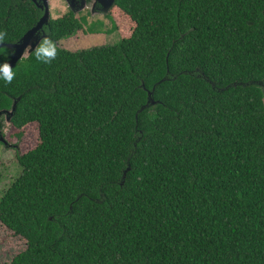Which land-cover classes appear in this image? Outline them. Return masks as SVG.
Here are the masks:
<instances>
[{
  "label": "trees",
  "instance_id": "1",
  "mask_svg": "<svg viewBox=\"0 0 264 264\" xmlns=\"http://www.w3.org/2000/svg\"><path fill=\"white\" fill-rule=\"evenodd\" d=\"M41 15L0 0V44ZM111 21L118 43L73 52L82 23L51 19L55 58L42 39L0 78V115L38 130L0 192L10 264H264V0H115Z\"/></svg>",
  "mask_w": 264,
  "mask_h": 264
},
{
  "label": "rangeland",
  "instance_id": "2",
  "mask_svg": "<svg viewBox=\"0 0 264 264\" xmlns=\"http://www.w3.org/2000/svg\"><path fill=\"white\" fill-rule=\"evenodd\" d=\"M50 19H56L64 12V4L60 0H49ZM90 23V21H89ZM94 25V24H90ZM121 27L124 35H129L132 24ZM109 28V30H108ZM82 31L73 33L71 36L60 41L61 46L70 51H80L94 47L113 45L119 42L117 33L112 31L110 24H105L101 28H86ZM8 113L0 115L2 132H0V170L3 179L0 184L2 192L11 180L16 177L18 167L16 155H22L38 144V130L36 124L25 126L21 131V136L17 137L18 130L14 129L9 123ZM25 249V241L15 236L10 230L0 223V264H10L15 255Z\"/></svg>",
  "mask_w": 264,
  "mask_h": 264
},
{
  "label": "flooded vegetation",
  "instance_id": "3",
  "mask_svg": "<svg viewBox=\"0 0 264 264\" xmlns=\"http://www.w3.org/2000/svg\"><path fill=\"white\" fill-rule=\"evenodd\" d=\"M60 1H62V3L64 4V12L61 14L60 17L71 14L73 15L74 18L78 19L83 26H86L87 29L89 27L101 28L104 27L106 23L110 25L112 23L111 16H112L113 5L111 7L107 6L110 0H60ZM37 4L38 5L41 4L39 0H37ZM37 8L42 12L43 15V10L39 7ZM90 24H94V25H90ZM114 32L117 33V31ZM43 34H45V32L42 29L41 35ZM6 54L7 55H5V62L9 58H11L13 52H7ZM2 129L3 128L1 126L0 132H2Z\"/></svg>",
  "mask_w": 264,
  "mask_h": 264
},
{
  "label": "water",
  "instance_id": "4",
  "mask_svg": "<svg viewBox=\"0 0 264 264\" xmlns=\"http://www.w3.org/2000/svg\"><path fill=\"white\" fill-rule=\"evenodd\" d=\"M37 7L43 10V15L40 17L36 25L27 31L18 42L14 44H0V50L6 49L8 52H13L11 58H9L6 62L11 66V69L22 59L27 58L39 45L42 39L46 38L45 34L41 35L43 27L47 26L50 20L49 13V0H39L41 4H37V0H30ZM115 0H110L108 3V7L114 5ZM3 63V64H4ZM2 64V65H3ZM1 65V66H2ZM15 103L12 106L10 111H4V113H8L10 116L14 111ZM3 113V112H2ZM1 114V113H0ZM10 118V117H8Z\"/></svg>",
  "mask_w": 264,
  "mask_h": 264
},
{
  "label": "clouds",
  "instance_id": "5",
  "mask_svg": "<svg viewBox=\"0 0 264 264\" xmlns=\"http://www.w3.org/2000/svg\"><path fill=\"white\" fill-rule=\"evenodd\" d=\"M5 34L0 33V41H3ZM56 56L55 46L48 40L44 39L41 45L36 49V58L38 60H43L44 62H50ZM0 78L4 79L6 83H11L14 78V73L11 66L4 63L0 66Z\"/></svg>",
  "mask_w": 264,
  "mask_h": 264
}]
</instances>
